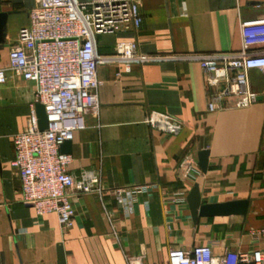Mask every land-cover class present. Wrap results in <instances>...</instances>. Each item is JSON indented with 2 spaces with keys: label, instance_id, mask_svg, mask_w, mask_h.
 <instances>
[{
  "label": "crops",
  "instance_id": "crops-1",
  "mask_svg": "<svg viewBox=\"0 0 264 264\" xmlns=\"http://www.w3.org/2000/svg\"><path fill=\"white\" fill-rule=\"evenodd\" d=\"M142 15L137 32L98 36L100 58L113 55L118 41H136L156 59L97 65L99 109L85 116V128L70 142L68 173L99 174L105 189L146 186L137 202L103 193L69 191L72 228L60 230L55 214L41 217L21 202L12 136L23 132L34 104L35 84L7 73L0 84V264H165L169 249L210 246L213 256L252 250L250 232L264 228V74L247 72L255 103L210 112L202 66L194 57L241 51L240 24L264 15V0H136ZM32 0H0L6 35L0 68L18 31L27 26ZM120 73V76H116ZM151 112L182 123L175 136L150 129ZM206 143V172L184 178L180 164L197 163ZM199 188L201 205L248 200L245 218L198 217L187 196ZM103 206L105 208H103ZM105 209V210H104Z\"/></svg>",
  "mask_w": 264,
  "mask_h": 264
},
{
  "label": "built area",
  "instance_id": "built-area-1",
  "mask_svg": "<svg viewBox=\"0 0 264 264\" xmlns=\"http://www.w3.org/2000/svg\"><path fill=\"white\" fill-rule=\"evenodd\" d=\"M32 1L28 24L18 31L7 65L0 68V84L7 81L8 72L35 84L34 104L25 129L12 136L11 165L18 171L21 202L30 205L38 217L55 214L60 230L66 233L73 226L75 214L69 191L96 194L101 203L105 192L132 203L146 193V186L105 189L95 172L72 176L68 173L72 158L61 153L60 147L85 128L87 114H98L99 62H120L124 72L129 73L131 63L156 58L143 55L136 41H118L110 58L102 59L97 54L98 36L139 30L142 15L136 0ZM240 37L238 53L194 57L202 66L210 112L223 109L229 100L234 101L236 109L257 100V94L248 89L247 72L258 70L264 74V15L242 22ZM36 104L43 106L47 117L44 131L38 129ZM144 124L168 136L182 129L178 119L159 112L149 113ZM179 168L184 178L200 172L190 157ZM250 244L252 250L248 253L227 251L218 257L213 256L210 246L169 249L165 264H264V228L250 232ZM126 264L139 263L126 257Z\"/></svg>",
  "mask_w": 264,
  "mask_h": 264
},
{
  "label": "water",
  "instance_id": "water-1",
  "mask_svg": "<svg viewBox=\"0 0 264 264\" xmlns=\"http://www.w3.org/2000/svg\"><path fill=\"white\" fill-rule=\"evenodd\" d=\"M6 14H0V43L4 42L6 35ZM35 113L38 120V129L44 131L47 128V117L44 108L40 104L35 105ZM60 152L64 154L70 153V142H65L60 147ZM208 151L206 143L202 140L199 152L197 153V166L201 172H206L208 163ZM187 203L190 214L195 222L198 217H214V216H238L245 218L249 206L248 200H235L222 204H203L201 205L199 188L194 185L187 196Z\"/></svg>",
  "mask_w": 264,
  "mask_h": 264
}]
</instances>
